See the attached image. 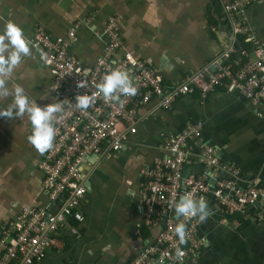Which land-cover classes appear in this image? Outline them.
Listing matches in <instances>:
<instances>
[{
	"label": "crops",
	"instance_id": "1",
	"mask_svg": "<svg viewBox=\"0 0 264 264\" xmlns=\"http://www.w3.org/2000/svg\"><path fill=\"white\" fill-rule=\"evenodd\" d=\"M222 11V0H0V32L9 21L29 41L39 27L53 40L74 30L69 53L91 69L104 56L106 25L115 18L123 39L120 56L130 54L147 64L171 87L227 50ZM243 19L249 35L264 46V0L246 7ZM31 50L6 84L10 90L23 87L43 108L55 102L53 81ZM12 99H0V109ZM29 124L27 115L0 117V225L26 209L50 207L35 167L42 155L27 139ZM191 126H201L203 141L238 169V189L260 187L264 195V104L250 105L220 92L207 99L184 98L164 111L156 100L138 110L132 126L120 127L127 135L121 152L86 158L87 195L79 207L84 221H70V229L60 230L58 248L37 264H129L138 246L159 234L158 227L145 225L141 174L156 159L170 157L171 141ZM189 146L185 176L208 174L195 142ZM207 204L211 214L198 228L201 249L194 264H264V215L243 219L223 213L212 194Z\"/></svg>",
	"mask_w": 264,
	"mask_h": 264
},
{
	"label": "built area",
	"instance_id": "2",
	"mask_svg": "<svg viewBox=\"0 0 264 264\" xmlns=\"http://www.w3.org/2000/svg\"><path fill=\"white\" fill-rule=\"evenodd\" d=\"M257 1L222 0L221 23L225 27L222 36L229 43L227 50L206 69L171 87L165 86L163 78L147 64L130 54L120 56L123 39L115 18L106 25L108 44L104 56L91 69L84 68L69 53L76 41L74 30L64 39L53 40L44 29H35L31 48L52 77L55 102L64 100V111L57 114L54 123L53 147L42 154L38 163L43 192L54 209H26L0 225V264L41 262L48 252L58 248L56 237L60 230L70 229V221H84L79 207L87 195L82 169L85 160L121 152L127 140L122 125L132 126L140 108L158 100L159 107L168 111L184 98L207 99L220 92L250 105L264 104V46L249 35L243 19L246 7ZM41 51L47 54L46 60L41 59ZM115 69L127 71L138 91L132 97L121 96L118 102H106L96 84ZM83 79L87 87L77 88V82ZM84 94L93 97L92 106L86 111L72 107L70 103H75V97ZM190 141L195 142L201 164L209 172L204 176H185ZM169 152L170 157L156 159L141 174L145 225L159 228L164 219L162 229L152 243L138 246L137 256L129 264H186L191 259L195 262L201 249L196 234L202 222L198 218L175 217L172 207V202H178L186 193H192L196 199L204 197L206 201L212 194L221 212L242 215L243 219L264 215L260 192L254 188L238 189L234 180L238 169L221 161L218 150L203 141L201 126L188 127L171 141ZM178 223H185L187 228V242L179 245L184 252L182 260L176 257L178 238L174 228ZM136 236L142 238L140 230Z\"/></svg>",
	"mask_w": 264,
	"mask_h": 264
},
{
	"label": "clouds",
	"instance_id": "3",
	"mask_svg": "<svg viewBox=\"0 0 264 264\" xmlns=\"http://www.w3.org/2000/svg\"><path fill=\"white\" fill-rule=\"evenodd\" d=\"M32 56L31 42L25 37L23 30L14 22H7L3 31L0 32V99L13 97L10 106L4 110L0 109V117L16 119L27 115L31 124V133L28 142L41 155L53 147L56 136L54 123L58 119L57 114L64 111V100L50 103L41 108L35 100H30L25 94L23 87L17 85L10 90L6 84V78L20 65L22 58ZM47 54L40 52L42 60H46ZM77 88H86L87 82L83 79L77 82ZM96 89L106 102L120 101L121 96L132 97L137 94L138 89L130 79L129 73L123 70H111L102 82L96 84ZM93 97L87 94L77 95L72 107L86 111L93 104ZM176 216L186 219L198 218L200 222L205 221L211 214L207 201L204 197L194 198L192 193L181 195L178 202L173 201ZM175 236L178 238L176 257L182 260L184 252L179 245L187 242V228L185 223H178L174 228Z\"/></svg>",
	"mask_w": 264,
	"mask_h": 264
},
{
	"label": "water",
	"instance_id": "4",
	"mask_svg": "<svg viewBox=\"0 0 264 264\" xmlns=\"http://www.w3.org/2000/svg\"><path fill=\"white\" fill-rule=\"evenodd\" d=\"M208 145H209V144H208ZM210 146H211V145H210ZM219 157H220V159H221V153H220V152H219ZM85 161L87 162V159H86ZM210 184L213 185V182L210 181ZM257 190H260V187H258ZM260 198H264V195L261 194V193H260ZM174 216L177 217L175 213H174ZM235 216H237V217H239V216L242 217V215H235ZM163 220H164V219H162V221H161L160 224H159V228H158L159 231L162 229V226H163ZM189 261H190V260H189ZM189 261H188V262H189ZM190 262H191V264H194V263H195V262H193V259H191Z\"/></svg>",
	"mask_w": 264,
	"mask_h": 264
},
{
	"label": "flooded vegetation",
	"instance_id": "5",
	"mask_svg": "<svg viewBox=\"0 0 264 264\" xmlns=\"http://www.w3.org/2000/svg\"><path fill=\"white\" fill-rule=\"evenodd\" d=\"M27 130L29 133H31V124L28 125ZM38 163H36V165H35L36 169H38Z\"/></svg>",
	"mask_w": 264,
	"mask_h": 264
},
{
	"label": "trees",
	"instance_id": "6",
	"mask_svg": "<svg viewBox=\"0 0 264 264\" xmlns=\"http://www.w3.org/2000/svg\"><path fill=\"white\" fill-rule=\"evenodd\" d=\"M241 45L243 48H246V46L244 45V42L241 41Z\"/></svg>",
	"mask_w": 264,
	"mask_h": 264
},
{
	"label": "rangeland",
	"instance_id": "7",
	"mask_svg": "<svg viewBox=\"0 0 264 264\" xmlns=\"http://www.w3.org/2000/svg\"><path fill=\"white\" fill-rule=\"evenodd\" d=\"M118 29H119V26H118ZM120 32V31H119ZM121 35V34H120ZM38 57V56H37Z\"/></svg>",
	"mask_w": 264,
	"mask_h": 264
}]
</instances>
